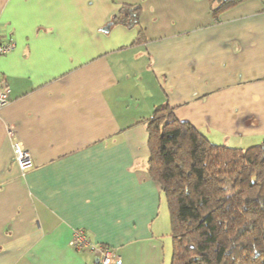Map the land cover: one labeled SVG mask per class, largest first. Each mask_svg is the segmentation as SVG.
I'll return each instance as SVG.
<instances>
[{
  "label": "crops",
  "instance_id": "1",
  "mask_svg": "<svg viewBox=\"0 0 264 264\" xmlns=\"http://www.w3.org/2000/svg\"><path fill=\"white\" fill-rule=\"evenodd\" d=\"M220 1L0 0V264H98L78 229L123 264H171L146 120L167 105L215 144L264 141V0ZM125 6L138 25L115 22Z\"/></svg>",
  "mask_w": 264,
  "mask_h": 264
},
{
  "label": "trees",
  "instance_id": "2",
  "mask_svg": "<svg viewBox=\"0 0 264 264\" xmlns=\"http://www.w3.org/2000/svg\"><path fill=\"white\" fill-rule=\"evenodd\" d=\"M240 0H221L216 12ZM140 6L116 23L134 27ZM148 175L170 215L171 264H264V141L248 148L213 143L163 106L146 120Z\"/></svg>",
  "mask_w": 264,
  "mask_h": 264
},
{
  "label": "built area",
  "instance_id": "3",
  "mask_svg": "<svg viewBox=\"0 0 264 264\" xmlns=\"http://www.w3.org/2000/svg\"><path fill=\"white\" fill-rule=\"evenodd\" d=\"M15 50V43L6 42L0 37V59L12 53ZM11 102V92L8 82L0 75V109L7 106ZM13 139V152L15 162L23 173L33 169L34 163L32 156L23 145ZM73 246L77 250L87 249L92 252L98 261V264H123L121 257L111 247L94 243L89 240L85 230L78 229L74 232Z\"/></svg>",
  "mask_w": 264,
  "mask_h": 264
},
{
  "label": "rangeland",
  "instance_id": "4",
  "mask_svg": "<svg viewBox=\"0 0 264 264\" xmlns=\"http://www.w3.org/2000/svg\"><path fill=\"white\" fill-rule=\"evenodd\" d=\"M261 142H262V141H261ZM166 207H167V206H166ZM172 250H173V249H168V253H167V254H168L169 260H170V256L172 255Z\"/></svg>",
  "mask_w": 264,
  "mask_h": 264
},
{
  "label": "water",
  "instance_id": "5",
  "mask_svg": "<svg viewBox=\"0 0 264 264\" xmlns=\"http://www.w3.org/2000/svg\"><path fill=\"white\" fill-rule=\"evenodd\" d=\"M111 27V24L108 25L105 29H103L104 32H108L109 28Z\"/></svg>",
  "mask_w": 264,
  "mask_h": 264
}]
</instances>
